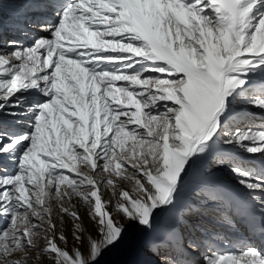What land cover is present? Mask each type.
I'll return each mask as SVG.
<instances>
[{
    "label": "snow or ice",
    "instance_id": "1",
    "mask_svg": "<svg viewBox=\"0 0 264 264\" xmlns=\"http://www.w3.org/2000/svg\"><path fill=\"white\" fill-rule=\"evenodd\" d=\"M4 30L0 264H264V0H0Z\"/></svg>",
    "mask_w": 264,
    "mask_h": 264
},
{
    "label": "bare ground",
    "instance_id": "2",
    "mask_svg": "<svg viewBox=\"0 0 264 264\" xmlns=\"http://www.w3.org/2000/svg\"><path fill=\"white\" fill-rule=\"evenodd\" d=\"M12 38V34L8 33L7 30H4L2 33H1V36H0V44H3L5 40L7 39H10ZM254 116H256L258 119H264L262 117H260L259 115L257 114H254ZM255 120V121H254ZM257 121V123H263L264 124V121L263 120H256V119H253V118H250L249 117V122L253 123V124H256L255 122ZM252 164H254L256 166V170H260V166H259V162L258 161H251ZM259 172V171H258ZM227 179V177H226ZM211 221V220H210ZM215 223V222H214ZM214 229H216L217 232H220L222 234H225V235H229V236H232L233 235V232L231 231H227V227L223 226V225H220L218 223H215L214 224ZM230 230V229H229ZM131 231V230H130ZM67 235H68V230H66L65 232ZM131 234V233H129ZM237 234H241V232H237L235 233V235ZM137 235V234H136ZM70 238V237H69ZM138 239V236L136 238V240ZM71 243V242H69ZM70 249V248H69ZM121 257V256H120ZM108 262L109 264H113V262H117L116 260L118 259V254H115V255H111L109 256L108 258Z\"/></svg>",
    "mask_w": 264,
    "mask_h": 264
},
{
    "label": "rangeland",
    "instance_id": "3",
    "mask_svg": "<svg viewBox=\"0 0 264 264\" xmlns=\"http://www.w3.org/2000/svg\"><path fill=\"white\" fill-rule=\"evenodd\" d=\"M249 117L250 118H253V119H256V120H263L264 121V119H258L256 116H254V114H251ZM248 123L249 124H252V125H260V124H263V123H257V121L255 122L256 124H253V123H251L249 121H248ZM258 171H260V170H258ZM207 223H208V226H209L210 229L216 231V229H214V224L215 223L213 221H210L209 220V221H207ZM3 226H4V223L3 222H0V227H3ZM227 231L228 232L229 231L231 232V230H229V229H227ZM241 232H242V228H241ZM129 233H131V234H128L129 241L132 242V244L134 245V243L136 241V238H137V235L134 232H132V231H130ZM237 235H239V234H237ZM69 242H71V243L68 244V247L71 248V246H72L71 237L69 238ZM132 258H134L133 247H129L124 252L118 254V259L116 260L117 262H113V264H123L124 261L130 260ZM153 259H155V257H153Z\"/></svg>",
    "mask_w": 264,
    "mask_h": 264
}]
</instances>
